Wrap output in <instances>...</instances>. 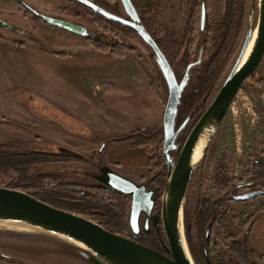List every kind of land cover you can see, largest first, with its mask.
Instances as JSON below:
<instances>
[{"label": "rangeland", "instance_id": "1", "mask_svg": "<svg viewBox=\"0 0 264 264\" xmlns=\"http://www.w3.org/2000/svg\"><path fill=\"white\" fill-rule=\"evenodd\" d=\"M22 1L43 14L86 26L98 43L50 25L33 13L27 14L14 0H0V19L18 29L17 32L0 29V143H28V149L44 159L34 166L35 171H42L46 177L40 186L30 182L29 188L19 190L50 199L48 193L51 189L74 190L72 185H75L80 193L110 202L112 195L98 180L103 167L119 163L114 166L116 172L134 180L132 176L142 167L140 172L150 169L154 162L149 163L151 155L160 157L163 152L164 135L155 144L144 147L112 141L147 127L163 126L169 88L154 51L138 33L115 29L107 18L104 17L107 20L104 21L100 14L76 0ZM161 1L164 7L159 18L160 26L155 28L156 36L168 39L172 62L180 61V56L187 49L194 61L190 64L195 63L203 48L201 63L198 64L201 65L204 57L202 5L206 6V27L209 23L211 29H215L225 12L226 0ZM245 1L247 11L235 53L219 77L208 106L234 67L248 29L258 26L260 0ZM108 4L115 7L118 4L121 12L116 15L126 17L120 0H110ZM182 41L187 44L182 45ZM115 43L125 45L124 49H117L123 50L124 57L109 55L112 52L110 44ZM175 65L172 66L181 81L186 70L177 63ZM136 68L141 74H137ZM262 78L264 57L244 82L240 94L213 134L207 151L197 162L188 186L184 211L189 200L197 199L203 193L213 202L224 201L221 209L231 216L255 214L251 232L248 226L242 236L245 242L248 239L249 246L258 255L264 256L260 248V244L264 246V196L246 202L230 200L239 185L254 182L256 186H264ZM201 116L194 117L191 113L180 122L179 127L189 119L180 135L183 137L181 144ZM102 143H106L103 154L99 151ZM78 158L85 160L79 161ZM221 159L231 179L226 186L216 180V169ZM32 173L30 175L34 176ZM54 174L65 175L60 181L65 179L66 188L57 186L59 180H54L58 178ZM19 178L15 171L0 172V187L16 186L22 182ZM84 184L98 186V190L85 188ZM159 208L161 211L162 206ZM99 214L94 211L93 217L88 218H99ZM209 225L213 228V223ZM192 231L191 224L189 233ZM185 233L194 263L211 264L209 242L206 239L202 241V254H195L188 240L186 225ZM161 236L167 240L165 232H161ZM79 250L77 244L57 234L22 222L0 221V264H91Z\"/></svg>", "mask_w": 264, "mask_h": 264}, {"label": "water", "instance_id": "2", "mask_svg": "<svg viewBox=\"0 0 264 264\" xmlns=\"http://www.w3.org/2000/svg\"><path fill=\"white\" fill-rule=\"evenodd\" d=\"M18 1L36 17L50 25L60 27L83 38L95 39L94 33L82 24L43 14L24 1ZM76 1L91 8L95 13L104 16L109 21L120 23L135 30L153 49L156 61L168 84L169 96L166 102L163 123V155L168 165V177L162 199V210L152 216L155 202L153 195L156 194V191L148 190L144 184H138L135 180L120 175L111 167L103 168L101 176L98 177L102 187L131 197L132 201L128 213V226L131 233L137 236L143 231L144 234L148 235L152 231V224L155 230L153 235L159 237L167 254L127 236L110 232L93 219L56 208L39 200L30 193L7 187H0V221L22 222L71 241L79 242L87 247V249H84L79 246L80 255L91 264H195L186 238L184 211L187 189L194 171L192 155L200 135L207 129H211L213 136L222 124L244 82L256 71L264 57V0H260L257 36L249 57L243 63L244 56L253 37V28L248 29L241 53L218 94L187 136L176 164L171 161L170 151L178 150L179 146L176 144L177 136L189 121L187 119L176 131L179 105L182 94L188 85L191 69L201 63L203 48L200 51L198 61L187 67L183 79L179 81L173 66L159 47L157 41L142 24L132 0H120L126 17L113 14L90 0ZM0 27L15 29L14 25L1 19ZM205 28L206 6L203 4L202 32ZM263 194L264 191L260 190L233 198L237 201L246 202ZM142 215L145 216L143 223L141 221ZM161 224L168 244L161 237ZM180 224L183 228V235L180 231ZM211 229L212 225H209L206 232L207 242L210 241ZM184 246H186L189 255Z\"/></svg>", "mask_w": 264, "mask_h": 264}, {"label": "trees", "instance_id": "3", "mask_svg": "<svg viewBox=\"0 0 264 264\" xmlns=\"http://www.w3.org/2000/svg\"><path fill=\"white\" fill-rule=\"evenodd\" d=\"M90 1L113 14H119L118 12H121L118 4L117 7L108 4L110 0ZM132 2L141 15L145 28L157 41L170 64L175 65L177 63L178 66H182L184 70H186L193 61V57L188 53L187 49L183 55L180 56V61L173 63L168 39L158 38L156 36L157 31L155 28L160 26L159 18L162 17L164 3L161 0H132ZM245 2V0H226L225 12L215 29H211L208 23L204 31L205 33L201 31L202 39H204V41L202 40L204 45L203 61L201 65L194 66L190 71L191 79L181 97L177 116V120L179 118V121H176L177 125L184 121L191 113L194 117L198 114L202 115L209 107L208 100L213 93L215 85L224 69L231 62L235 53L243 17H245L247 11ZM100 17L104 19V21H107L104 16L100 15ZM107 22L117 30L121 29L124 32L132 31L137 33L135 30L120 23L112 21ZM182 43V45L187 44L184 41H182ZM110 47L112 48V52H109V55L124 57L123 50L117 49H124L125 45L115 43L110 44ZM260 84L264 86V78L260 80ZM163 135V126H151L133 132L132 134L124 135L122 138L118 139V141H122V143L131 147H144L155 144ZM28 145V143L14 141L0 143V172L7 173L15 171L22 181L18 185L16 184V186L11 184L13 187L8 185L7 188L19 190L25 187L29 188L30 182H32L33 185L36 184L40 186L42 180L46 181V177H43L42 171H35L36 169L34 168L36 164L42 162L44 159H41L42 156L38 153L30 151ZM31 173L34 176H31ZM55 176L58 178L54 180H57V182L59 180L57 186L66 188V184L63 183L65 179L64 181H60L65 175L60 174ZM216 180H219V183L224 186L228 185L231 181L230 174L223 159H221L217 165ZM24 182H26V184H24ZM49 186L50 185H48V187ZM57 186L54 185L52 187ZM72 186L74 190L65 189L66 191H63L60 189L58 191L54 189L52 191L51 189L48 193L51 200L34 194L32 195L56 208L86 217H93L94 211H98L100 212V217H94L92 219L101 224L106 230L124 236L129 235L127 219L128 209L125 195L105 188V190L112 195L111 201L109 202L103 198H97L95 195L80 193L77 190V186ZM223 202L224 201L213 202L203 193L197 199L189 200V204L185 210V225L191 249L195 254H202V241L206 239L208 225L213 223L211 239L208 244L211 264H261L264 260V256L258 255L257 252L249 246L248 239L245 242L242 236L243 232H245L244 230L248 226L251 232L256 221V215H246L242 213L241 215L231 216L228 211L221 209ZM57 203H62L64 205H58ZM191 224L193 231L189 233V226ZM194 238L196 243L194 242Z\"/></svg>", "mask_w": 264, "mask_h": 264}, {"label": "flooded vegetation", "instance_id": "4", "mask_svg": "<svg viewBox=\"0 0 264 264\" xmlns=\"http://www.w3.org/2000/svg\"><path fill=\"white\" fill-rule=\"evenodd\" d=\"M14 1H16L22 7L21 9H24V11L27 14L31 13L18 0H14ZM38 19H40V18H38ZM70 22H74V21H70ZM74 23H76V22H74ZM0 29H3V28L0 27ZM8 30L17 32L18 29L15 27V29H8ZM73 35H75V34H73ZM75 36L81 37V36H78V35H75ZM91 42L92 43H96V44L98 43V41H94V40H92ZM183 77H182V79H183ZM176 121H178V120H176ZM179 128H180L179 125L176 124V131L179 130ZM182 132H183L182 130L179 132V134L177 136V139H176V144L179 146L178 150L170 151L171 161L174 164H176L178 162L180 151H181V148H182V146L184 144V143L181 144V142H182L181 140H182L183 137L180 138L181 137L180 134ZM118 139H120V138L112 139V141L121 143L122 141H118ZM105 148H106V143H102L100 148H99V151H100L101 154L104 153V149ZM93 155L94 154L92 153L91 156L93 157ZM78 160L79 161H84L85 159L78 158ZM153 160H154V162H152ZM151 162H152V166L150 167V169L148 171L140 172L141 170H143V167H142L139 170V172L136 175H134V177L132 176V178L135 181H137L138 184H144L148 190L156 191V194L153 195V198H155V202H154V208H153L152 216H154L156 213H158L160 211L159 207H160V205L163 204L162 203V198H163V193L165 192L166 185H167L168 165H167V162H166V160L164 158L163 152L161 153L160 157H156V156L151 155L149 157V163H151ZM110 165L111 166L113 165L111 168L114 171H117V170H115L116 168H114V166H118L119 163H114V164H110ZM105 167H103V168H105ZM102 169H101V173H102ZM252 183H250L251 185H249V183L239 185L237 187L236 193H234L235 195H232V197H230V200L231 201H237V200H234L233 197H236V196H239V195H243V194L248 193V192L260 191V190L264 191V186H259V185L256 186L255 185L256 183H254V182H252ZM246 185H248V186H246ZM84 186H85V188H89V189H93L94 188V189L98 190V188H97L98 186H92L91 184H84ZM104 190H105V188H104ZM239 192H242V193L239 194ZM263 196H264V194H263ZM125 201H126V204H127V209L130 210V204H131V201H132L131 197L125 195ZM238 202H241V201H238ZM127 219H128V210H127ZM144 220H145V216L142 215L141 216L142 223H143ZM150 222H152V221H150ZM151 227H152V231L148 235L144 234V232L141 231V233L139 235L135 236L134 234L131 233V231H129V233H128L129 235H127V237L132 238V239H134V240H136V241H138V242H140L142 244H145V245H147V246H149V247H151V248H153V249H155L157 251H160L162 253H166L167 254V251L163 247L159 237L153 235V232L155 230L153 229V225L152 224H151ZM161 232L164 233L162 224H161ZM161 237L165 241V243L168 244L167 240L164 239L165 237L164 238H163V236H161Z\"/></svg>", "mask_w": 264, "mask_h": 264}, {"label": "bare ground", "instance_id": "5", "mask_svg": "<svg viewBox=\"0 0 264 264\" xmlns=\"http://www.w3.org/2000/svg\"><path fill=\"white\" fill-rule=\"evenodd\" d=\"M256 36H257V28L254 29L253 37L251 39V42H250L249 47L247 49V52H246V54L244 56L243 63L247 60V58L249 57V55H250V53L252 51V48H253L254 43H255ZM211 136H212V130L211 129H207L204 133H202L200 135V138L198 139V141H197V143L195 145L194 152H193V155H192V166L194 168L196 167L197 162L202 158V156L206 152V149H207V147H208V145L210 143V140H211ZM180 231H181V234L183 235V228H182L181 224H180ZM72 241L75 244H77L78 246H80V247H82L84 249H87V247L85 245H83V244H81L79 242H76L74 240H72ZM184 247H185L186 252L188 254V250H187L186 246H184Z\"/></svg>", "mask_w": 264, "mask_h": 264}, {"label": "crops", "instance_id": "6", "mask_svg": "<svg viewBox=\"0 0 264 264\" xmlns=\"http://www.w3.org/2000/svg\"><path fill=\"white\" fill-rule=\"evenodd\" d=\"M131 66H132V65H131ZM136 69H137V68H136ZM137 74H141L140 71H139L138 69H137ZM263 217H264V216H263ZM260 246H261V247H260L261 250L264 252V246H263L262 244H260Z\"/></svg>", "mask_w": 264, "mask_h": 264}, {"label": "built area", "instance_id": "7", "mask_svg": "<svg viewBox=\"0 0 264 264\" xmlns=\"http://www.w3.org/2000/svg\"><path fill=\"white\" fill-rule=\"evenodd\" d=\"M241 90H242V88H241ZM241 90H240V91H241ZM240 91H239V93H238V94H240ZM237 96H238V95H237Z\"/></svg>", "mask_w": 264, "mask_h": 264}]
</instances>
